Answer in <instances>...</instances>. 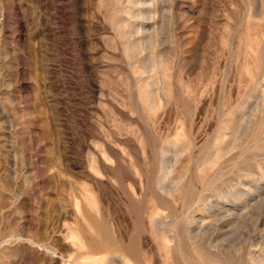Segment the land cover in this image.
<instances>
[{
	"label": "rangeland",
	"instance_id": "374dc122",
	"mask_svg": "<svg viewBox=\"0 0 264 264\" xmlns=\"http://www.w3.org/2000/svg\"><path fill=\"white\" fill-rule=\"evenodd\" d=\"M0 264H264V0H0Z\"/></svg>",
	"mask_w": 264,
	"mask_h": 264
}]
</instances>
